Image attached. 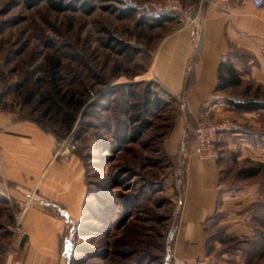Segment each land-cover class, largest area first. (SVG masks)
Returning <instances> with one entry per match:
<instances>
[{
  "label": "rangeland",
  "instance_id": "374dc122",
  "mask_svg": "<svg viewBox=\"0 0 264 264\" xmlns=\"http://www.w3.org/2000/svg\"><path fill=\"white\" fill-rule=\"evenodd\" d=\"M151 1L158 0H0V116L51 136L53 155L71 139L69 159H55L81 168L76 194L50 205L41 204L38 188L25 206L22 188L0 176V264L9 227L16 216L25 226L30 206L57 219L56 264H174L183 159L194 137L183 135L176 151L167 144L186 107L150 68L163 37L182 23L171 13L151 27ZM145 87L162 98L160 106L144 109ZM143 120L147 127L135 139ZM252 182L257 196L231 208L239 212L232 224L241 227L227 233L226 209L210 223L212 264H264V166Z\"/></svg>",
  "mask_w": 264,
  "mask_h": 264
},
{
  "label": "crops",
  "instance_id": "0c3cea01",
  "mask_svg": "<svg viewBox=\"0 0 264 264\" xmlns=\"http://www.w3.org/2000/svg\"><path fill=\"white\" fill-rule=\"evenodd\" d=\"M201 5L197 24L174 23L151 62V78L173 88V95L186 102V113L177 118L167 144L176 151L205 110L214 121L228 118L234 127L220 132L218 159H199L190 151L193 142L183 159L184 183L172 240L174 264L213 263L207 251L210 223L226 209L227 233L242 226L232 224L239 212L231 208L257 196L252 182L257 174L241 172L264 166V109L238 111L226 101L264 100V6L255 8L247 0H203ZM220 61L225 63L223 76L233 81L215 91ZM53 146V138L36 125L14 121L10 114L0 116L1 178L22 188L23 198L39 188L42 205L70 199L81 168L73 159L56 160ZM25 223L27 236L18 242V253L3 254L2 264H56L57 219L30 206Z\"/></svg>",
  "mask_w": 264,
  "mask_h": 264
},
{
  "label": "built area",
  "instance_id": "2783aa9c",
  "mask_svg": "<svg viewBox=\"0 0 264 264\" xmlns=\"http://www.w3.org/2000/svg\"><path fill=\"white\" fill-rule=\"evenodd\" d=\"M247 1L255 8H262L264 6V0ZM149 5L155 16L178 13V19L183 26H195L199 20L202 9L201 4L197 5L194 3L184 6L180 0L151 1ZM183 104L186 106L184 100ZM233 127V122L228 118H224L217 122L211 119L208 110L203 111L196 119L192 130L194 142L190 150L191 153L202 160H216L220 156L218 148L220 132L227 129L229 130ZM75 148V142L68 139L60 143L54 155L63 160H68ZM33 195L34 193H31L27 196L25 206L30 204ZM9 229L11 231V239L4 251L5 256L17 254L18 242L24 240L27 236V230L17 216Z\"/></svg>",
  "mask_w": 264,
  "mask_h": 264
},
{
  "label": "trees",
  "instance_id": "16d2710c",
  "mask_svg": "<svg viewBox=\"0 0 264 264\" xmlns=\"http://www.w3.org/2000/svg\"><path fill=\"white\" fill-rule=\"evenodd\" d=\"M39 0H35V2L33 3H37ZM112 1H117V2H121V0H112ZM53 7L59 10L64 9V7L67 6H62L61 4L59 5H55L53 4ZM104 9L107 10H112V11H117L120 14H124V12L129 13L131 11H133V8L130 6H123V8H115L113 7L111 4H106L105 6H103ZM85 11L86 8L84 9ZM169 16L162 14V15H158V16H152L150 18L149 21V25L151 27H156L161 25L164 21L168 20ZM125 47H122L120 49H118L119 52L124 51ZM222 65L225 66V63L220 61L219 63V67H218V82L215 86V91L217 90H221L223 89L228 83L232 82V81H228L224 76H223V72L222 70H224V67L222 68ZM238 83L240 82V80L238 79L237 81ZM226 101L228 102V104L232 105L236 110L238 111H257L258 109H264V100H257V99H245L242 101L239 100H233V99H226ZM162 102V98L158 95H154L152 96L150 94V91L148 90V87H145L143 90V107L144 109H151V108H156L158 106L161 105ZM147 127V123L145 120L142 121V123L140 125H138V127H136V135H135V139L141 134V132ZM194 142V139H193ZM218 159V158H217ZM261 164L257 165L255 168H251L250 170L246 169L245 171H243L244 173H242L240 170L238 171V173L241 175H255L258 174L259 171L261 170Z\"/></svg>",
  "mask_w": 264,
  "mask_h": 264
}]
</instances>
